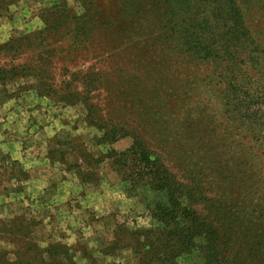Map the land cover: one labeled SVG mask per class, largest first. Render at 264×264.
I'll return each instance as SVG.
<instances>
[{
  "label": "trees",
  "instance_id": "obj_1",
  "mask_svg": "<svg viewBox=\"0 0 264 264\" xmlns=\"http://www.w3.org/2000/svg\"><path fill=\"white\" fill-rule=\"evenodd\" d=\"M250 3L55 0L32 14L39 19L35 29L0 44V85L31 78L30 88L51 102L85 107L98 156L77 139L59 150L61 159L77 153L70 168L80 182L98 180L107 163L123 183H148L161 193L152 213L157 226L145 232L156 234V264H179L181 257L199 264H264V228L251 235L238 210L252 175L241 145L229 138L242 129L264 140V44L250 25ZM212 63L217 67L205 75L208 86L227 107L224 135L216 139L205 105L191 99L196 95L188 83L199 74L186 75L183 67ZM172 69H186L183 92L169 74L164 84ZM122 139L129 144L120 150L115 144ZM258 218L264 224V209ZM27 249L34 252L30 264H46L47 253L63 248ZM25 255L5 264H27ZM63 257L49 264H66Z\"/></svg>",
  "mask_w": 264,
  "mask_h": 264
},
{
  "label": "rangeland",
  "instance_id": "obj_2",
  "mask_svg": "<svg viewBox=\"0 0 264 264\" xmlns=\"http://www.w3.org/2000/svg\"><path fill=\"white\" fill-rule=\"evenodd\" d=\"M51 1L55 0H0V44L35 29L39 19L32 14ZM68 1L74 5V0ZM24 16L29 17L26 24ZM248 16L255 36L264 44V0H251ZM184 66L189 68L186 75L199 74L188 86L193 84L196 96L191 99L205 105L212 119L213 138L224 135L220 127L225 126L227 107L213 84L208 86L209 71L217 64L200 66V70ZM185 71L168 70L164 84L171 76L178 93L183 92L179 83ZM32 84L31 78H19L0 85V264H5L4 259L17 261V253L25 251L30 264L34 252L27 248L32 244L62 246L45 255L46 264L62 256L66 264L72 259L76 264H156L151 254L157 248L156 234L145 232L157 226L152 213L162 200L161 193L148 183H123L107 163L101 165L98 180L80 182L70 168L77 153L72 150L61 159L59 150L65 141L77 139L98 156L100 147L93 138L95 130L85 121V107L53 103L35 93ZM229 136L235 147L241 145L237 149L248 163L247 175H252L250 194L247 199L242 195L238 203L242 221L252 235L264 228L258 218L264 209V140L258 142L242 129ZM128 144L122 139L115 146L122 150ZM14 162L23 165L18 168L25 175ZM178 260L179 264H199L196 258Z\"/></svg>",
  "mask_w": 264,
  "mask_h": 264
},
{
  "label": "crops",
  "instance_id": "obj_3",
  "mask_svg": "<svg viewBox=\"0 0 264 264\" xmlns=\"http://www.w3.org/2000/svg\"><path fill=\"white\" fill-rule=\"evenodd\" d=\"M25 17V16H24ZM35 20H36V17H35ZM39 24V22H37V25Z\"/></svg>",
  "mask_w": 264,
  "mask_h": 264
}]
</instances>
